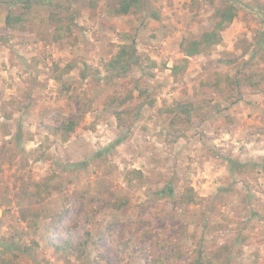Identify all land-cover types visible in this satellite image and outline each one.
<instances>
[{
    "label": "rangeland",
    "instance_id": "obj_1",
    "mask_svg": "<svg viewBox=\"0 0 264 264\" xmlns=\"http://www.w3.org/2000/svg\"><path fill=\"white\" fill-rule=\"evenodd\" d=\"M235 1L222 42L185 58L181 42L198 38L225 0H146L125 16L110 15L107 0H31L14 29L5 17L22 0H0V260L186 264L226 247L212 264H264V0ZM50 3L78 11L70 28ZM121 44L155 66L144 58L106 72ZM244 66L262 88L244 87L232 104L211 86ZM149 71L155 105L128 101L133 122L120 128L119 101ZM177 101L203 106L174 140L161 108ZM84 110L65 140L59 121ZM188 187L195 202L183 204ZM89 220L86 254L51 245L81 243Z\"/></svg>",
    "mask_w": 264,
    "mask_h": 264
},
{
    "label": "trees",
    "instance_id": "obj_2",
    "mask_svg": "<svg viewBox=\"0 0 264 264\" xmlns=\"http://www.w3.org/2000/svg\"><path fill=\"white\" fill-rule=\"evenodd\" d=\"M66 4H69V1L65 0ZM31 2V0H22V8L14 7L11 8L6 17L5 22L7 26L14 29L19 24L23 23L26 16V7ZM146 0H107V10L108 13L112 16H125L132 12L134 9L141 8L145 4ZM51 4V3H50ZM53 8L57 10L59 15L51 14L54 19L57 21H65L67 26L70 28V25L75 22L78 17L77 10H69L67 6H64L61 3H52ZM67 8V9H65ZM63 10V11H61ZM238 6L235 0H225L222 6L215 9L213 15L211 16V22L209 27L202 32L198 38L184 40L181 42V51L185 55V58L197 56L211 47L218 45L223 40V32L234 22L238 16ZM62 12V13H61ZM155 17H159L157 13H153ZM147 58L152 61L155 66V61L151 60L148 55L138 51L135 45L132 44H121L118 52L103 65L106 72H116L117 74H125L129 71L132 63L141 62ZM70 68V67H69ZM173 73L178 74L179 68L175 65L173 68ZM140 76L133 80V91L129 95H126L123 100L119 101L122 109H117L115 111L117 117V123L120 128H129L133 122V115L135 110L128 104L130 100H142V102L147 103L150 106H154L156 100L151 97L150 87L147 83V76H151L152 73ZM153 77V75L151 76ZM256 75L253 71H248L246 67H241L238 69L234 75H227L225 77L218 76L217 81L212 83V89L222 93L224 98L230 103L234 104L243 99L244 92L243 88L252 89L254 92H258L262 88V82L259 79H255ZM60 78L59 75L56 77ZM222 82L225 85H222ZM137 95H135V93ZM114 100V99H113ZM203 105H199L193 101L183 102L177 101L172 105L165 106L161 108V113H167L170 115V129L168 130L176 140L178 136L176 135L178 127L180 124H191L194 121V113L202 108ZM85 110L81 112L76 118L69 120L59 121L60 124L57 126V130L63 135L65 140H68L70 136L76 131L79 126ZM123 140L122 137H119L114 144H117ZM115 146V145H113ZM138 176L143 177L142 172L134 171ZM166 189H162L163 192ZM172 190V189H170ZM166 193V192H165ZM180 202L183 204H188L195 202V194L192 187H188L186 192L180 194ZM124 202L115 203V206L119 208ZM89 226L86 228L85 239L79 244H74L70 239H66L63 243L53 242L51 245L57 252L62 254H70L77 251V248L81 249V254H86L89 243H92L94 237L95 226L91 220L88 221ZM30 247H27L25 250H29ZM227 250L226 247H222L216 252L215 255H208L207 251H201L198 256H194L186 264H212L215 259L223 256V251ZM7 252V251H5ZM0 264H10V261L7 262L6 259L0 260Z\"/></svg>",
    "mask_w": 264,
    "mask_h": 264
}]
</instances>
